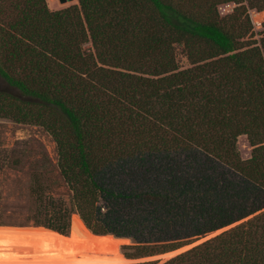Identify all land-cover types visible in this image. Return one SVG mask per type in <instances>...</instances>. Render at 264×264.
Returning a JSON list of instances; mask_svg holds the SVG:
<instances>
[{"label": "trees", "instance_id": "1", "mask_svg": "<svg viewBox=\"0 0 264 264\" xmlns=\"http://www.w3.org/2000/svg\"><path fill=\"white\" fill-rule=\"evenodd\" d=\"M77 1L0 0V78L18 93L0 90V121L50 134L70 192L34 174L27 222L67 235L77 215L135 243L129 263L264 209V37L248 15L264 0ZM166 264H264V212Z\"/></svg>", "mask_w": 264, "mask_h": 264}, {"label": "rangeland", "instance_id": "2", "mask_svg": "<svg viewBox=\"0 0 264 264\" xmlns=\"http://www.w3.org/2000/svg\"><path fill=\"white\" fill-rule=\"evenodd\" d=\"M45 2L50 11H57L70 6H78L77 0L65 3H60L58 0H45ZM234 7L235 5L231 3L222 5L218 8L219 14L221 16L229 15ZM263 12L264 11H261V13ZM256 13V11L251 10L248 12V15L254 32V37L252 39L258 43L259 39L264 37V20L260 25H257L254 22ZM83 50L88 53H93L91 43L85 44ZM182 51L181 47L177 48V59L181 68L187 69L190 65ZM0 90L18 94L15 89L9 87L1 78ZM237 149L242 160L250 158L252 147H250L245 136L237 138ZM36 173L42 174L44 180L49 184L50 190L48 193L53 198L63 200L69 199L70 192L58 173L57 148L50 134L38 126L0 121V227H33L26 219L31 211H33L35 205L30 189L33 175ZM261 212H264V209L240 221L234 222L229 226L200 236L191 244L173 253L156 255L133 261L129 260V263L125 257V254L130 252L127 247L135 246V243L129 239L115 238L108 235H94L87 229L82 221L84 228L98 238L91 243H82L78 239L72 237V219L73 217H78L77 215H72L71 217L69 233L67 235L60 234L64 238L58 237V240H51L41 236L0 235V250L16 251V254L13 256L16 261L15 264H32L31 259L33 255L59 252L61 249H67L68 251L72 249L75 260H67V264H101V254L108 253L120 255L124 259L125 264H139L143 262L166 264L178 254L234 230ZM23 224H25L23 227H18ZM104 251H117L119 253ZM0 264L7 263L1 261ZM11 264H14V262Z\"/></svg>", "mask_w": 264, "mask_h": 264}, {"label": "bare ground", "instance_id": "3", "mask_svg": "<svg viewBox=\"0 0 264 264\" xmlns=\"http://www.w3.org/2000/svg\"><path fill=\"white\" fill-rule=\"evenodd\" d=\"M264 20V12L256 13L254 16V22L260 25ZM72 231L74 238L78 239L82 243H91L98 237L93 236L89 231H87L81 220L78 217H73L72 219ZM0 235H20V236H41L46 237L51 240H55L58 237L64 238L60 234H56L55 231L45 229L42 227H28V228H7L0 227ZM71 237V233H70ZM58 240V239H57ZM68 248V247H67ZM14 254L16 251L13 250H0V262L3 261L7 264H11L16 261L14 260ZM101 264H125L124 259L118 254H101ZM77 259V258H76ZM32 264H67V260H75L74 254L67 249H61L59 252H50L44 254H35L32 256ZM74 264V263H73ZM77 264V263H76Z\"/></svg>", "mask_w": 264, "mask_h": 264}, {"label": "water", "instance_id": "4", "mask_svg": "<svg viewBox=\"0 0 264 264\" xmlns=\"http://www.w3.org/2000/svg\"><path fill=\"white\" fill-rule=\"evenodd\" d=\"M60 3H65V2H69V1H72V0H58Z\"/></svg>", "mask_w": 264, "mask_h": 264}]
</instances>
